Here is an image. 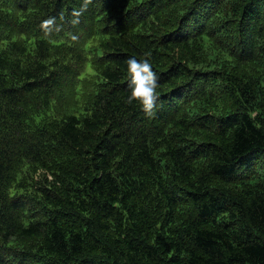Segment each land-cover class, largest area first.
Instances as JSON below:
<instances>
[{
	"label": "trees",
	"instance_id": "obj_1",
	"mask_svg": "<svg viewBox=\"0 0 264 264\" xmlns=\"http://www.w3.org/2000/svg\"><path fill=\"white\" fill-rule=\"evenodd\" d=\"M0 264H264V0H0Z\"/></svg>",
	"mask_w": 264,
	"mask_h": 264
},
{
	"label": "clouds",
	"instance_id": "obj_2",
	"mask_svg": "<svg viewBox=\"0 0 264 264\" xmlns=\"http://www.w3.org/2000/svg\"><path fill=\"white\" fill-rule=\"evenodd\" d=\"M127 72L129 74L128 87L130 89L127 103L131 104L138 101L146 114L151 115L159 97L157 95L158 74L153 69L150 59L147 56L140 60L129 57Z\"/></svg>",
	"mask_w": 264,
	"mask_h": 264
}]
</instances>
